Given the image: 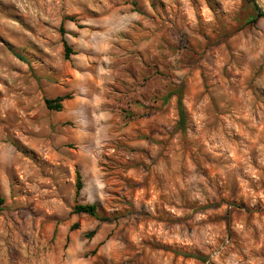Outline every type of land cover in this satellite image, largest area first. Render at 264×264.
<instances>
[{
  "label": "rangeland",
  "instance_id": "rangeland-1",
  "mask_svg": "<svg viewBox=\"0 0 264 264\" xmlns=\"http://www.w3.org/2000/svg\"><path fill=\"white\" fill-rule=\"evenodd\" d=\"M253 5L0 0V264H264Z\"/></svg>",
  "mask_w": 264,
  "mask_h": 264
},
{
  "label": "trees",
  "instance_id": "trees-1",
  "mask_svg": "<svg viewBox=\"0 0 264 264\" xmlns=\"http://www.w3.org/2000/svg\"><path fill=\"white\" fill-rule=\"evenodd\" d=\"M253 2V7L254 10L257 13L258 17L263 18L264 17V12L257 6L254 0ZM71 49L66 46L65 48V58L68 59L70 54H71ZM17 57L21 60H24L22 56L17 55ZM172 95H168L167 98L171 97ZM166 98V99H167ZM66 99V97H58L54 100L46 99L45 104L48 110L50 111H55V112H61L63 106L62 102ZM177 108H178V115H179V122L177 124V128L179 130L185 131V124H186V114H185V109L182 101V96L179 93L178 98H177ZM83 184H82V179L79 173H77V181H76V197L79 196L81 190H82ZM4 203L3 198L0 197V213L2 211V204ZM74 213L79 214V215H87L91 217H98L97 214V206L95 204H86L82 205L79 203H76L75 208H74ZM78 226L74 225L71 230H75Z\"/></svg>",
  "mask_w": 264,
  "mask_h": 264
},
{
  "label": "water",
  "instance_id": "water-1",
  "mask_svg": "<svg viewBox=\"0 0 264 264\" xmlns=\"http://www.w3.org/2000/svg\"><path fill=\"white\" fill-rule=\"evenodd\" d=\"M259 8L264 12V2H262L261 0H256Z\"/></svg>",
  "mask_w": 264,
  "mask_h": 264
},
{
  "label": "bare ground",
  "instance_id": "bare-ground-1",
  "mask_svg": "<svg viewBox=\"0 0 264 264\" xmlns=\"http://www.w3.org/2000/svg\"><path fill=\"white\" fill-rule=\"evenodd\" d=\"M262 2H264V0H261Z\"/></svg>",
  "mask_w": 264,
  "mask_h": 264
}]
</instances>
